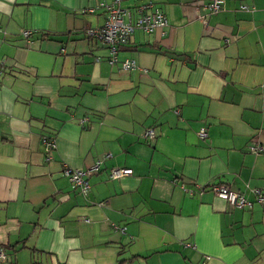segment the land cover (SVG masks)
I'll return each instance as SVG.
<instances>
[{"label": "crops", "instance_id": "0c3cea01", "mask_svg": "<svg viewBox=\"0 0 264 264\" xmlns=\"http://www.w3.org/2000/svg\"><path fill=\"white\" fill-rule=\"evenodd\" d=\"M147 1L166 25L109 64L86 34L98 3ZM208 1L0 0V264H264V156L247 149L264 141V0ZM95 160L71 188L62 169Z\"/></svg>", "mask_w": 264, "mask_h": 264}, {"label": "built area", "instance_id": "2783aa9c", "mask_svg": "<svg viewBox=\"0 0 264 264\" xmlns=\"http://www.w3.org/2000/svg\"><path fill=\"white\" fill-rule=\"evenodd\" d=\"M100 8H103L106 17L101 25L89 28L86 34L90 38L100 40L107 46L109 56L107 61L109 64L117 62L116 49L120 45L127 42L134 29H141L145 33H150L155 29H161L166 25V19L163 12L153 6L151 1L141 3L135 6L132 11H125L115 6L113 3L99 2ZM102 6V7H101ZM221 6V0H209L206 3V7L209 13L216 12ZM241 9H246L245 5H240ZM91 11V9H89ZM23 36H27L28 31L22 32ZM122 69H133L135 68V62L133 59H123L119 61ZM146 135L152 136V129L146 130ZM200 137L205 136L203 128L198 131ZM43 144L46 147L45 150L48 152L54 144L51 139L42 138ZM249 150L252 153L258 151L264 152V142L261 144L250 145ZM100 165V160H95L94 163L86 169H74L65 166L62 169V174L67 178V181L71 188L77 189L80 193L85 194L89 189L87 181L88 175L93 171L97 170ZM131 173V169L127 167H112L108 170V175L111 178H119L124 175ZM215 196L223 199L229 206L234 208L251 207V202L247 200L242 194L231 190L228 185L223 183H213L207 187ZM185 193L191 195L193 193L190 188H183ZM257 196V201L262 202L261 191L253 190ZM5 255L2 249H0V259H4Z\"/></svg>", "mask_w": 264, "mask_h": 264}, {"label": "trees", "instance_id": "16d2710c", "mask_svg": "<svg viewBox=\"0 0 264 264\" xmlns=\"http://www.w3.org/2000/svg\"><path fill=\"white\" fill-rule=\"evenodd\" d=\"M138 5V4H137ZM135 6L136 5H133V6H131L130 8H126L125 9V11H132L134 8H135ZM164 14V13H163ZM24 31H28V33H29V30H24ZM28 35V34H27ZM104 44V43H103ZM107 47V46H106ZM264 142V141H263ZM263 142H259V141H251L248 145H247V149H248V151L249 152H251L250 150H249V146L250 145H256V144H261V143H263ZM257 153H261L263 156H264V152L263 151H258ZM231 189V188H230ZM232 190V189H231ZM233 191H235V190H233ZM261 191V190H260ZM235 192H237V193H240V194H242L241 192H238V191H235ZM254 193V192H253ZM243 195V194H242ZM264 192H262L261 191V197H262V202H258L257 201V196L255 195V198H254V200L256 201V202H258V203H263V201H264ZM244 196V195H243ZM245 197V196H244ZM247 199V198H246ZM248 200V199H247ZM250 201V200H249ZM251 202V201H250ZM251 206H252V202H251ZM4 252V251H3Z\"/></svg>", "mask_w": 264, "mask_h": 264}, {"label": "rangeland", "instance_id": "374dc122", "mask_svg": "<svg viewBox=\"0 0 264 264\" xmlns=\"http://www.w3.org/2000/svg\"><path fill=\"white\" fill-rule=\"evenodd\" d=\"M108 56H109V54H108ZM51 150H52V149H51ZM51 150H50V151H51ZM200 189L202 190L203 187H201ZM199 192H200V190H199ZM245 208H246V209H249L250 207H249V208H248V207H243V208H240V209H245ZM237 209H238V208H237Z\"/></svg>", "mask_w": 264, "mask_h": 264}]
</instances>
